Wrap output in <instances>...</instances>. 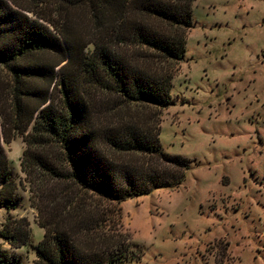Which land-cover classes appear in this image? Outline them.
Returning a JSON list of instances; mask_svg holds the SVG:
<instances>
[{"label": "trees", "instance_id": "1", "mask_svg": "<svg viewBox=\"0 0 264 264\" xmlns=\"http://www.w3.org/2000/svg\"><path fill=\"white\" fill-rule=\"evenodd\" d=\"M51 1L59 19L37 11ZM193 1L0 0V204L11 210L19 200L3 145L17 136L26 142L23 171L58 181L53 198L34 202L45 228L36 264L136 261L138 244L99 225L86 196L119 203L186 181L193 159L163 148L160 120L143 107L173 103L169 62L185 57ZM77 8L89 13L94 35H110L112 45L102 39L87 50L90 42L75 34ZM89 85L119 98L107 121L101 113L110 107ZM46 193L55 192L45 189L42 198ZM29 226L8 213L0 235L21 248L32 242ZM0 264H21L20 257L0 246Z\"/></svg>", "mask_w": 264, "mask_h": 264}, {"label": "rangeland", "instance_id": "2", "mask_svg": "<svg viewBox=\"0 0 264 264\" xmlns=\"http://www.w3.org/2000/svg\"><path fill=\"white\" fill-rule=\"evenodd\" d=\"M83 9L77 8L75 34L90 42L87 50L102 39L112 45L110 35H94ZM192 10L185 57L169 62L173 103L143 107L160 120L163 148L193 159L186 181L119 203L92 192L83 196L99 225L138 244L141 255L130 264H264V0H194ZM37 11L59 19L55 2L41 3ZM30 15L57 31L48 19ZM89 86L110 107L101 113L107 121L119 98ZM3 145L19 200L11 210L0 204V230L8 213L26 217L33 239L13 249L0 235V246L16 251L21 264H36L45 228L34 202L53 198L58 181L23 171L22 136ZM42 187L55 193L42 198Z\"/></svg>", "mask_w": 264, "mask_h": 264}]
</instances>
